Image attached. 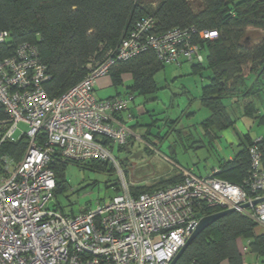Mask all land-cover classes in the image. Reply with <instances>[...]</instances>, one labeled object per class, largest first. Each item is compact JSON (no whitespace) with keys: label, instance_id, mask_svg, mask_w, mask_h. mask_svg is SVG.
Wrapping results in <instances>:
<instances>
[{"label":"built area","instance_id":"built-area-1","mask_svg":"<svg viewBox=\"0 0 264 264\" xmlns=\"http://www.w3.org/2000/svg\"><path fill=\"white\" fill-rule=\"evenodd\" d=\"M154 27L152 16H142L115 45H101L102 55L88 60L84 77L57 95L43 86L49 75L34 44L18 43L0 59V264H169L207 215L205 209L234 208L264 227V199L253 203L264 198V135L249 146L250 166L240 183L219 177L217 166L206 175L195 173L155 148L153 155L179 179L132 193L138 179L127 175L113 152L132 137L139 139L119 117L125 111L131 118L130 96L98 98L97 80L118 62L145 51L163 63L201 64L194 36H218L215 29L193 25L165 32ZM8 36L0 31V43ZM20 140L25 148L19 159L1 151L2 144ZM95 159L113 165L119 191L76 213L51 208L55 161L86 164Z\"/></svg>","mask_w":264,"mask_h":264},{"label":"trees","instance_id":"trees-1","mask_svg":"<svg viewBox=\"0 0 264 264\" xmlns=\"http://www.w3.org/2000/svg\"><path fill=\"white\" fill-rule=\"evenodd\" d=\"M147 15L154 18L156 32L192 25L197 30H217L218 36L214 39L200 40L194 36L201 50L206 51L205 65L193 61L196 69L207 71L208 81L201 94V100L209 110L203 122L205 134L215 138L218 131L234 125L225 103L227 98H233L232 103L236 106L248 98L244 102V111L250 115L255 112L252 97L261 96L264 85V38L253 46L242 34L248 27L260 28L264 33V0H0V31L9 33L8 39L0 43V59L12 53L18 43L34 44L49 75L43 86L49 95H57L84 77L88 60L102 55L101 45H115L138 19ZM163 64L153 51H145L118 62L108 75L117 85L121 82V73L130 72L129 91L150 93L156 90L154 73ZM244 66L249 67L248 75L243 73ZM252 76L254 81L250 86ZM242 139L244 142L239 151L231 159H221L216 165L219 167L217 175L234 183L243 180L250 166L248 148L253 139L246 134ZM24 148L25 142L20 140L2 144L1 151L19 159ZM260 150L264 169V145H260ZM119 159L124 169L130 163ZM67 163L115 173L113 165L107 161L95 159L79 164L57 160L52 165L56 180L54 195L65 188ZM166 185L164 182L137 184L132 193ZM114 190L119 191L118 182L114 183ZM216 211L205 209L204 214ZM255 226V222L240 212L226 214L201 230L175 264H219L221 261L241 264L237 238H246L253 250L264 241L262 235H253Z\"/></svg>","mask_w":264,"mask_h":264},{"label":"rangeland","instance_id":"rangeland-1","mask_svg":"<svg viewBox=\"0 0 264 264\" xmlns=\"http://www.w3.org/2000/svg\"><path fill=\"white\" fill-rule=\"evenodd\" d=\"M242 37L243 39H247L250 44L254 46L261 43L264 38V33L260 28L248 27L243 32ZM201 53L204 59L203 64L205 65L206 51L203 49L201 50ZM189 66L190 61H184L180 65L166 64L164 69L159 70L156 73L155 79L157 82L163 86L168 85V87L165 86L159 90L158 94H156L160 97L157 104H159V108L164 111L162 113V117L181 116L178 129L175 130L174 127H171L167 135L164 133V135L161 136L162 150H159L166 155L173 156V154L171 155V153H167V150L163 148H168L170 143L172 144L173 142L178 141V147L175 146L176 153H174V156L184 164L192 166L195 172H201V175H206L209 171L206 172L204 170V166L209 168L215 163V152H211L212 154L210 153L206 162H204V160L198 158L194 150L188 145L192 144L193 135L199 137L203 136V133H201L202 129L200 121L208 115L209 110L200 106L199 94L202 89V85H204L208 80L206 77L207 71L203 69L201 74L200 72L190 73ZM248 71L249 67L244 66L243 73L246 74ZM253 81L254 76L249 78L248 84L250 85ZM122 87L123 86L120 87L121 90ZM108 88H99L97 89V92L100 94L104 93ZM112 89L114 90V88ZM262 94L263 98L261 101L259 98H255V105L263 117L262 122L257 120L254 121L250 117L242 118L246 123V129L254 138H256L255 136H259V134L264 135V85L262 88ZM226 102L227 100L225 99V103ZM147 104L157 106L155 101L147 102ZM167 124L170 125V123ZM23 127L24 126L22 125L20 126V128ZM182 127H184V129H179ZM165 129H168V127L166 126ZM19 133L20 131L17 130L14 137L18 138ZM213 145H215L213 148H216L217 152L219 151L221 157L227 156L235 148V145L225 143L224 139H221V141L218 143L216 142V144ZM182 148H185V150ZM148 155L149 156L146 157L144 156V159L151 157L150 154ZM117 156L123 157L128 155L122 153ZM138 159L139 161L134 159V161H131L125 167H128V169H130L129 171L132 172L131 175L133 174L137 179H139L138 176H141L144 181H150L146 185L151 184V182L153 183V180H150L152 179L151 177L159 172L156 170L152 171V169L149 168L150 170L148 169V173H142L140 175L135 174L136 171L134 172V169L137 170V168H140L142 166L141 161H145L143 158ZM151 159L156 160L155 158L153 159V157H151ZM158 163L161 165L160 168L162 170L160 172H162L164 169V163L160 159ZM166 169L168 170L167 167ZM64 177L65 188L56 191L54 199L49 204L51 208H58L59 211H63L66 214L76 213L79 209L84 208L85 206H94V204L98 201L109 200L115 192L114 183L118 182L116 172L107 173L96 168L81 166L74 163L66 164Z\"/></svg>","mask_w":264,"mask_h":264},{"label":"crops","instance_id":"crops-1","mask_svg":"<svg viewBox=\"0 0 264 264\" xmlns=\"http://www.w3.org/2000/svg\"><path fill=\"white\" fill-rule=\"evenodd\" d=\"M166 64H169V63H164L163 65L159 67L157 71L164 69ZM189 68H190V73H197L201 71V70L196 69L193 66V62H190ZM157 71H155L154 76H153L155 85H156V90L154 92H150V93L130 92L129 86L132 83V76L130 72H126V71L121 73L120 75L121 82L117 85L113 84V80L110 75H105V76L100 77L97 80V83L95 84V92H97V89L99 88L105 89L109 87L108 89H106L104 93L100 94L97 92L96 93V95L98 94L97 97L98 98H110V97H113L119 94H127L130 96L127 112L131 114V118L129 119L126 117L125 111L121 112L119 114V117L121 118L122 121L126 122L128 126H130V128L133 131V134L135 136H138L139 139L132 137V139L129 141L127 145L123 147H119V146L114 147L113 152L114 154L116 152L115 154L116 156L122 153L127 154L128 156H123V157L117 156L121 159H124L126 161V164L128 163V161L129 162L134 161V159H137V161H139L138 158L144 159V156L146 157V156H149L148 154H150L151 157H153V159L155 158L156 160H152L151 157H149L148 159H144L145 161H141L142 166L140 168H137V170L134 169V172L136 171L135 174L140 175L142 173H148L149 172L148 169L151 168L152 171L156 170L159 173L152 176L151 177L152 179L150 180H153L154 183L164 182L166 184H170L173 181L178 180L179 175L177 172L167 170L165 164L163 167L164 168L163 171L160 172L162 170L160 168L161 165L158 163L159 162V159H157L158 157L153 156V150L155 148L162 150L161 136L164 135V133L167 135L171 127H174L175 130L178 129L181 116L162 117V113L164 111L161 110L159 108L160 107L159 104H157V102L160 100L159 99L160 97H158L156 94H158L159 90L164 88L166 85L163 86L159 84L157 80L155 79ZM252 84L253 82L250 84V86H252ZM121 86H123L122 90L120 88ZM166 87H168V85ZM112 88H114V90ZM262 88L263 86L261 87V90H260L261 96L255 95L254 97H252L253 103L255 106V112L251 115L245 113L244 111L245 109L244 102L248 98H245L244 100H242L241 103L239 102L238 106H236L235 103L234 104L232 103L233 98L226 99L227 108L230 111L231 115L233 116V119L235 122L233 126L226 128L222 131H218L217 137L215 136V138H213L211 137L210 134L204 133L205 131H204L203 122L207 119L209 115V111H208V115H206V117L200 121V126L202 129L201 133H203V136L199 137V136L193 135L192 144L188 146H190L194 150L198 158H200L201 160H204V162H206V159L208 158L211 152H215V156H216L215 163L212 164L209 168H206V166H204L205 168L204 170L206 172L210 171L212 167L218 165L221 162V159L222 160L231 159L241 148L240 144L244 142V139H242L243 135L246 134L248 135L250 139H254V137L251 136V134L246 129V123L243 121L242 118L250 117L254 121L257 120L259 122H262L263 120L262 114L260 113L259 109L255 105V98H259L260 101L263 98ZM201 94H202V89L199 94V100L201 104L200 106L208 109L201 100ZM153 101H155V104L157 106L147 104V102H153ZM167 123H170V125H168ZM166 126L168 127V129H165ZM179 129L182 130L184 129V127L179 128ZM259 136L261 135L259 134ZM221 139H224L225 143L227 144L230 143L231 145L232 144L235 145L234 150L225 157H221L219 154V151L217 152V149L213 148L215 147V145L213 144H216V142L218 143L219 141H221ZM177 143L178 141L173 142L172 144L170 143L168 148H163V149L167 150V153L169 152L171 153V155L173 154V156H170V157L173 158L181 166L186 167V168H191L195 172L192 166H189L188 164H184L183 162L179 161L174 156V153H176L175 146H177ZM182 149L185 150V148H182ZM125 169H126L127 175L132 173L129 171L130 169H128V167H126ZM198 174H201V172ZM138 178H139L138 184H147L150 182V181H144L141 178V176H138ZM253 235L255 237L258 235H262L264 237V227L255 226L253 228ZM237 240H238V245L241 248V255H242L241 264H264V241L257 250H253L248 246V242L246 238L239 237L237 238ZM244 247H246L245 250H243ZM219 264H227V262L221 261Z\"/></svg>","mask_w":264,"mask_h":264},{"label":"water","instance_id":"water-1","mask_svg":"<svg viewBox=\"0 0 264 264\" xmlns=\"http://www.w3.org/2000/svg\"><path fill=\"white\" fill-rule=\"evenodd\" d=\"M262 199L259 200H255L253 201V203H257ZM248 204H243L242 206H247ZM235 209L231 208V209H224L221 211H216L214 213L211 214H207L202 216L199 221L197 222V224L195 225V227L192 229L190 236L187 238L185 244L181 247V249L178 251V253L174 256V258L170 261L169 264H175L177 259L179 258V256L182 254V252L184 251V249L187 247V245L192 241V239L204 228H206L207 226H209L210 224H212L214 221H216L217 219H219L220 217L229 214L231 212H234Z\"/></svg>","mask_w":264,"mask_h":264}]
</instances>
